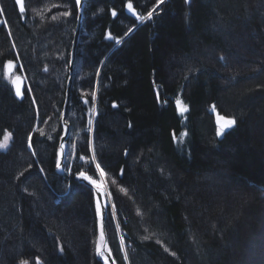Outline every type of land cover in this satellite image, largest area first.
Instances as JSON below:
<instances>
[{
    "label": "trees",
    "instance_id": "trees-1",
    "mask_svg": "<svg viewBox=\"0 0 264 264\" xmlns=\"http://www.w3.org/2000/svg\"><path fill=\"white\" fill-rule=\"evenodd\" d=\"M0 9V264H103L95 197L75 181L95 166L56 173L76 1ZM85 32L69 143L106 172L117 263H263L264 0H87ZM215 114L235 120L222 136Z\"/></svg>",
    "mask_w": 264,
    "mask_h": 264
},
{
    "label": "water",
    "instance_id": "water-1",
    "mask_svg": "<svg viewBox=\"0 0 264 264\" xmlns=\"http://www.w3.org/2000/svg\"><path fill=\"white\" fill-rule=\"evenodd\" d=\"M15 5L19 11L20 14H25L26 12V1L20 0L18 3V0H14ZM77 24L76 29L73 37V43H72V50H71V56H70V62H69V69H68V81H67V87H66V95H65V102H64V109L61 114V127H62V135L59 140V147L57 150V163H56V173L60 176L67 175V159L69 154V140L72 133V126L68 121V115L71 108V101H72V94L75 89V84L77 80V62L79 60V55L81 52L82 42L84 38V32L86 27V19H87V0H79L77 3ZM190 2V0H187ZM21 3L23 5L24 11H20ZM126 14L133 18L138 19L139 14L135 7L133 6V10L128 9L126 7L125 9ZM113 17H117V13L115 12V15ZM108 40H112V36L107 37ZM7 74L9 76H13V71L8 69ZM19 77V79H17ZM12 86L14 89L15 97L18 101L22 102L26 99V89H27V81L21 77V76H15L12 79ZM17 90H19L20 95H17ZM218 116H221L219 114H215V124L218 128L221 129V124L223 121L218 122ZM223 117V116H222ZM234 125L223 129V132H227L230 128H232ZM59 164V167L57 165ZM85 176L91 177L92 180H95L97 184H101L102 188L97 189L96 185L92 184L90 180L85 179L84 177H81L80 175H77L75 177V181L78 183L84 185L87 187L91 192L93 193L95 197V201L97 204V201L99 200L100 203V209L97 211V217H98V236L99 240H97V258L99 261H101L103 264H118L115 256L113 254V251L110 246V239H109V233L107 228V221L111 206V197L110 192L106 186L105 183L101 182L100 180H97L90 176L88 173L83 172ZM101 231L104 233V239L101 241L100 234Z\"/></svg>",
    "mask_w": 264,
    "mask_h": 264
},
{
    "label": "rangeland",
    "instance_id": "rangeland-1",
    "mask_svg": "<svg viewBox=\"0 0 264 264\" xmlns=\"http://www.w3.org/2000/svg\"><path fill=\"white\" fill-rule=\"evenodd\" d=\"M26 1V0H25ZM160 6L161 5H159V7L158 8H160ZM157 8V9H158ZM26 13V12H25ZM153 16L154 15H152V17L149 19V20H151L152 18H153ZM140 17V16H139ZM137 20H139V18L137 19ZM145 20H148V19H145ZM145 20H143V21H145ZM142 21V22H143ZM85 31H86V27H85ZM84 34H86V32H84ZM130 35V34H129ZM129 35H127V36H125V38L124 39H126ZM121 43V42H120ZM120 43H118V44H120ZM82 44H83V42H82ZM72 49V48H71ZM81 49H82V47H81ZM114 50V49H113ZM112 50V51H113ZM111 51V52H112ZM110 52V53H111ZM16 68H17V65H12V67H11V69L10 70H12V71H14L15 73L13 74V76L11 77V82H12V79H13V77H15V76H17L18 74H16ZM79 73V70H77V74ZM79 79H81V75H80V77H79ZM176 100V105L178 106V112H179V114L183 117V119L184 120H186V115H187V113H188V108H187V106L183 103V101L181 100V98H178V99H175ZM177 100H179V101H181L182 103L181 104H177ZM65 102V101H64ZM72 102V101H71ZM182 108H186L187 110L186 111H184L183 113L181 112V109ZM63 109H64V104H63ZM63 109H62V112H63ZM71 111V110H70ZM62 114V113H61ZM69 114H70V112H69ZM92 122H93V124H94V119L92 120ZM217 127V126H216ZM218 128V127H217ZM91 131H92V129H91ZM57 132H58V126H57V124L55 125V124H49V125H47L46 126V128L44 129V135L46 136V137H48V139H54L55 138V136H56V134H57ZM218 135L219 136H222L223 135V131H221L219 128H218ZM9 133H6L5 134V136L6 135H8ZM11 134V133H10ZM79 135H76L75 136V134H74V132H73V128H72V133H71V137H70V140L72 139V137H74V139L75 140H77L76 138L78 137ZM69 140V141H70ZM0 143H4V138H3V140L0 142ZM11 145H12V134H11V136H10V139L8 140V142H7V148H4V149H0V152H6V151H8L9 150V148L11 147ZM58 147H59V144H58V146H57V150H58ZM30 149H31V146H30ZM32 150V149H31ZM67 163L68 164H70L69 166L71 167L72 166V164H74V165H80V166H82V168H89V167H91V166H95V168H96V164H99L98 163V160L96 159V157H95V155L93 154V156L92 157H90V158H87V157H81L80 159L78 158V156H76V144H70L69 143V154H68V159H67ZM100 165V164H99ZM101 167V166H100ZM102 168V167H101ZM96 170H97V173H98V176H99V178H95V179H97V180H100L101 182H103V183H105L106 184V186H107V188H108V190H109V192H110V189H109V186H108V184H107V181H106V172L104 171V173H105V175L104 176H101L100 175V171H99V169H97L96 168ZM82 172H85V171H82ZM67 173H68V170H67ZM79 175V174H78ZM110 197H111V194H110ZM111 206H112V208L114 209L115 207H113V203H112V200H111ZM110 206V207H111ZM109 217V216H108ZM98 240H99V236H98ZM120 240H121V243H122V239L120 238ZM261 252H263L264 251V230H263V232H262V235H261ZM255 245V244H254ZM257 245V244H256ZM257 246H259V245H257ZM258 252V251H257ZM256 252V253H257ZM258 257L261 259V262H263V263H261V264H264V253H263V255L262 254H258Z\"/></svg>",
    "mask_w": 264,
    "mask_h": 264
},
{
    "label": "snow or ice",
    "instance_id": "snow-or-ice-1",
    "mask_svg": "<svg viewBox=\"0 0 264 264\" xmlns=\"http://www.w3.org/2000/svg\"><path fill=\"white\" fill-rule=\"evenodd\" d=\"M19 2H20V0H18V3H19ZM78 2H79V0H77V3H78ZM127 7H128V9L133 10V5H132L131 3H129V4L127 5ZM2 11H3V10L0 9V12H2ZM20 11H21V12L24 11V8H23L22 3H21V6H20ZM153 11H154V10H153ZM64 14H65V15H68L69 13H64ZM113 15H115V12H113ZM152 15H153V12H152V11H149V12L147 13V17H145V16H140L139 19L142 20V21L145 20V19H150V18L152 17ZM117 42H119V41H117ZM8 66L11 68V67H12V63L9 62V65H8ZM17 79H19V77H17ZM17 95H20L19 90H17ZM181 103H182L181 101L177 100V104H178V105L181 104ZM213 107H214V106H213ZM186 110H187L186 108H182V109H181V112L183 113V112L186 111ZM220 121H223V123H222L221 126H220V127H221V131H223V129L228 128V127H230V126H232V125L235 124V120H234V119H227V118H225V117L218 116V122H220ZM218 134H219V133H218ZM181 135L184 136V135H187V133H182ZM10 136H11L10 133H9L8 135L4 136V143H0V149L7 148V142H8V140L10 139ZM57 167H59V164L57 165ZM96 168L99 169V171H100V175H101V176H104V175H105L104 170L100 167L99 164H96ZM79 175H80L81 177H84L85 179L90 180L92 184L96 185L97 189H101V188H102V185H101V184H97V182H96L95 180H92L91 177L85 176V174H84L83 172L79 173ZM122 190H123V189H122ZM96 207H97V211H99V209H100V203H99V200L97 201ZM113 207H114V205H113ZM100 239H101V241L104 239V233H103V231H101ZM24 264H27V261H25Z\"/></svg>",
    "mask_w": 264,
    "mask_h": 264
},
{
    "label": "bare ground",
    "instance_id": "bare-ground-1",
    "mask_svg": "<svg viewBox=\"0 0 264 264\" xmlns=\"http://www.w3.org/2000/svg\"><path fill=\"white\" fill-rule=\"evenodd\" d=\"M77 5V4H76ZM127 7V6H126ZM126 13V12H125ZM115 18V17H114ZM87 20V19H86ZM220 129V128H219ZM221 130V129H220ZM224 133V132H223ZM93 155V154H92ZM87 173V172H86Z\"/></svg>",
    "mask_w": 264,
    "mask_h": 264
}]
</instances>
